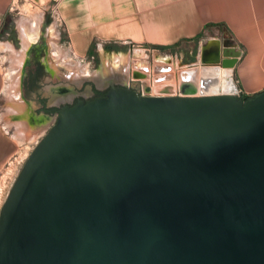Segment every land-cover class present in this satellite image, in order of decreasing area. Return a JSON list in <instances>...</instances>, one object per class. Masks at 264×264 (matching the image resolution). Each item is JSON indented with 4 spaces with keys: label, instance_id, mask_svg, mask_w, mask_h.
<instances>
[{
    "label": "water",
    "instance_id": "obj_1",
    "mask_svg": "<svg viewBox=\"0 0 264 264\" xmlns=\"http://www.w3.org/2000/svg\"><path fill=\"white\" fill-rule=\"evenodd\" d=\"M240 56L212 40L199 63ZM182 93L62 106L0 208V264H264V91Z\"/></svg>",
    "mask_w": 264,
    "mask_h": 264
},
{
    "label": "crops",
    "instance_id": "obj_2",
    "mask_svg": "<svg viewBox=\"0 0 264 264\" xmlns=\"http://www.w3.org/2000/svg\"><path fill=\"white\" fill-rule=\"evenodd\" d=\"M23 1L46 11L52 6L55 8L59 22L65 27V46L73 59H86L93 54L95 48L169 49L202 40L201 48L204 42L206 44L212 40L228 42L241 53L231 70L235 73L241 89L249 97L264 91V0ZM15 3L16 0H0V31L17 9ZM37 19L19 24L25 47L28 46L23 38L21 25L33 27ZM138 51L140 50L135 52ZM10 72L12 73L10 70L8 75ZM11 75L14 76L13 73ZM11 75L4 82L5 76L0 65V96L11 103L7 108L8 112H26L27 108L32 107L38 113V93L34 95L36 103L32 104L26 99L28 90L32 88L29 77L26 78L23 73L18 72L11 81ZM6 84L13 86V92L10 89L12 98L5 94ZM35 86L38 87V82ZM39 102L42 116L47 119L53 117V106L45 105V100L41 97ZM0 118L1 167L14 155L17 143L11 135L15 124L11 123V128L7 130L4 127V122L7 121L4 114ZM18 125L20 130L23 129V133L20 131L22 137H36L33 121L29 127L26 123ZM25 137L23 138L27 140Z\"/></svg>",
    "mask_w": 264,
    "mask_h": 264
},
{
    "label": "rangeland",
    "instance_id": "obj_3",
    "mask_svg": "<svg viewBox=\"0 0 264 264\" xmlns=\"http://www.w3.org/2000/svg\"><path fill=\"white\" fill-rule=\"evenodd\" d=\"M15 6L17 9L13 11L9 20L6 21L0 31V65L5 76L4 82L8 77L9 71L11 70L13 74H16L17 69H19V72L23 73L26 78H38L35 83L32 84V88L28 90L26 95L27 101L33 104L37 102L34 95L35 93H38V113H35L32 107L27 108L28 110L26 112H8L7 108L10 107L11 103L8 102L5 97L0 96V110H3L0 115L4 114V117L7 119V121H11V123L15 124V128L11 130L12 137L20 122L21 124L26 123V125L29 127L31 121H33V123H35L33 128L36 129V137H34L35 140L33 141L25 140V142H19L13 137L17 143L16 151L14 155H12L11 158L0 167V208L31 151L37 142H39V140L55 123V115L57 111L65 103L70 102L73 98L87 101L91 99L90 92L92 90L105 91L111 86H124L135 91L139 95L147 97L163 95L165 97H171L170 95L173 97L179 95L181 96L179 73H182V70L195 71L192 78L193 87L196 89V93H194L195 96H201L204 91H207L211 87L210 85L212 82L207 79L208 76L203 75V71L205 69H202L203 67L199 63V50L200 45L203 44L202 40L183 43L169 49H130L129 47L95 48L92 54L94 56V61H91L89 56L86 59H83L84 61L81 62V60L73 59L69 50L66 48L65 27L61 22H59L55 8L53 6L46 11L40 8L37 9L32 3L25 2L23 0H16ZM36 17L41 19L39 23V35L37 42L34 43L32 47H25L23 39L21 38L19 24L20 22H26L31 19H35ZM50 30H53L54 35H48V31ZM49 39L50 41H48ZM47 46L50 50L49 54L51 56L56 57V55H58L57 57H59V59L57 61L61 65L62 63L66 64L69 66L68 68L75 66L76 69H78L80 72H83V76L86 74V72H89L87 73L88 79H84L82 77V80L77 79L76 81H73L70 79L68 80L64 74H62V72L56 71L54 73H49V71H46L44 59L47 56ZM101 50H103V53ZM137 50H141L142 56L140 58L142 59V62L145 64V66L143 69L138 68V73H134L133 76H131V73L134 70V65L137 63L134 61L135 51ZM117 54H122L127 59L126 64L128 69L124 75V82L112 80L109 83L98 85L91 74L94 72L104 73V70L101 71V69L105 60L113 61V58ZM19 64L20 66H18ZM158 64H165L169 67L163 69L161 68L160 71V69H157V67H159ZM63 68L66 69L65 67ZM161 73L167 74L168 77L156 78L154 80L153 77ZM219 73V78L221 81V89H219V91H226L232 94L233 91L231 88V79L236 87L241 89L238 79L233 71H231V76L227 74L223 76L221 72ZM37 82L38 87L35 86ZM156 82H158V85L160 84L161 86H158ZM222 83L226 84L223 85ZM226 88L228 90H226ZM11 91L13 92V89ZM59 94L72 95L68 100L57 104L55 103V100ZM40 97L45 100V105L53 106V108L56 109L54 116H50V119L42 116L41 104L39 102ZM243 97L249 96L244 93L241 98ZM36 124H38V126Z\"/></svg>",
    "mask_w": 264,
    "mask_h": 264
},
{
    "label": "bare ground",
    "instance_id": "obj_4",
    "mask_svg": "<svg viewBox=\"0 0 264 264\" xmlns=\"http://www.w3.org/2000/svg\"><path fill=\"white\" fill-rule=\"evenodd\" d=\"M40 17V16H39ZM36 18H38V17H36ZM35 18V19H36ZM39 20H41V19H37L36 21L37 22H35V21H33V23H34V26L32 27H29L27 24H22L21 25V29H22V34H23V38H24V40H25V42L26 43H36L37 42V38H38V35H39V23H40V21ZM29 21H31V20H29ZM28 21V22H29ZM27 22V21H26ZM22 23V22H21ZM32 23V22H31ZM54 32H53V30L51 31H48V35L49 36H52V35H54L53 34ZM55 37V36H54ZM48 41H50V39L48 40ZM8 45V44H7ZM51 45V44H50ZM3 46V45H2ZM5 47V46H4ZM7 47V46H6ZM102 51V53H103V50H101ZM58 55H56V57H57ZM142 56V53H141V50L140 51H138V52H135V62H137L135 65H134V70H133V72L131 73V76H133V74L134 73H138V71H139V69L138 68H141V69H143L144 68V66H145V64L142 62V59L140 58ZM54 57L53 56V59L56 61V64L58 65V66H61V68H62V74H65V77L69 80H73V81H76L77 79H81L82 77L83 78H88V74L87 73H89V72H86V74L83 76V72H80L78 69H76V67L75 66H73V67H70V68H68L69 66H67L66 64H63L62 63V65L57 61L58 59H59V57ZM114 59V60H113ZM112 60L113 61H111V60H105V62H104V64H103V66H102V69H101V71H103L104 70V73H98V72H94V73H92L91 75H92V77H93V79L98 83V85H103V84H105V83H109L110 81H112V80H116V81H120V82H124V78H125V74H126V70L128 69L127 68V59H126V57L124 56V55H122V54H117V55H115V57L113 58ZM16 61H18V60H16ZM21 63V62H20ZM132 63H134V62H132ZM159 65V67H157V69L159 70L160 69V71H161V68L163 69V68H166V67H169V66H167V65H165V64H158ZM63 67H65L66 69H64ZM13 68V67H12ZM202 69H205L204 71H203V75H206V76H208L207 77V79L209 80V81H211L212 83H211V87H210V89H208L207 91H204L203 93H202V95L201 96H205V95H209V96H215V95H226V96H234L235 95V90H236V86H235V84L233 83V81H232V79H231V88H232V94L231 93H228V92H226V91H219V89H220V78H219V72H221L222 74H223V76L225 75V74H227V75H230L231 76V70H229V69H223V68H221V67H203ZM221 70V71H220ZM18 72H19V69L17 70V72H16V74H18ZM145 72V71H144ZM107 73H108V75H107ZM141 73H143V72H141ZM194 73H195V71L194 70H182V73H179V81H180V90H181V96H184L185 94H183L182 93V87H184V86H188V87H190V88H194V93H196V89H195V87H193V81H192V78H193V76H194ZM12 73L10 72V75H11ZM10 75H8V76H10ZM12 76V75H11ZM91 77V76H90ZM168 77V75L167 74H165V73H161V74H159V75H157V76H155V77H153L154 78V80L156 79V78H167ZM15 78V74H14V76H12L11 77V81L13 80ZM18 78V77H17ZM66 78H64V79H66ZM82 78V79H83ZM9 79V78H8ZM81 79V80H82ZM15 80H17V79H15ZM163 80V79H162ZM168 80V79H167ZM162 82H164V81H162ZM166 82V81H165ZM169 83V82H168ZM156 84L158 85V82H156ZM166 84V83H165ZM223 85H225L224 83H222ZM160 85V84H159ZM158 85V86H159ZM167 85H169V84H167ZM171 85V84H170ZM161 86V85H160ZM12 88H13V86L11 87L10 86V84H6V87H5V94L6 95H8V96H12V95H10V93H11V91H10V89L12 90ZM177 88H179V87H177ZM226 90H228L227 88H226ZM10 91V92H9ZM16 91V90H15ZM16 95V94H15ZM71 95L72 94H69V95H62V94H59V95H57L58 97L56 98V100H55V103H57V104H59L60 102H64L65 100H68L70 97H71ZM170 96H172V95H170ZM180 96V95H179ZM195 96V95H194ZM9 97V98H10ZM19 97V96H18ZM154 97H165L164 95L163 96H154ZM12 98V97H11ZM14 98H15V96H14ZM18 99V98H17ZM15 101H16V98H15ZM17 102V101H16ZM15 103V102H14ZM12 110V109H11ZM8 113V112H7ZM3 118V117H2ZM3 122V121H2ZM21 123V122H20ZM2 125V124H1ZM11 126H12V124H11V122H9V121H5L4 122V127L8 130L9 128H11ZM4 128V129H5ZM13 128V127H12ZM17 128V127H16ZM27 129V128H26ZM23 131V129H19V128H17V129H15V132H14V134H13V137L17 140V141H19V142H23V140H24V142H25V139L23 138V137H25V136H23L22 137V134H21V132ZM23 133V132H22ZM29 134H31V133H29ZM26 137H28V135H26ZM25 137V138H26ZM27 139V141L28 140H31V141H33V140H35L34 138H26ZM30 141V142H31ZM0 193H1V191H0Z\"/></svg>",
    "mask_w": 264,
    "mask_h": 264
},
{
    "label": "flooded vegetation",
    "instance_id": "obj_5",
    "mask_svg": "<svg viewBox=\"0 0 264 264\" xmlns=\"http://www.w3.org/2000/svg\"><path fill=\"white\" fill-rule=\"evenodd\" d=\"M38 79V78H37ZM37 79H34V77H29V80L31 81V83H35V81ZM110 87L107 88V90L105 91H98V90H92L90 93H91V99L95 98V97H100V96H104L108 91H109ZM79 101H85V100H82V99H72L70 102H67L65 103L63 106L65 105H68V106H73L74 104H76L77 102Z\"/></svg>",
    "mask_w": 264,
    "mask_h": 264
},
{
    "label": "built area",
    "instance_id": "obj_6",
    "mask_svg": "<svg viewBox=\"0 0 264 264\" xmlns=\"http://www.w3.org/2000/svg\"><path fill=\"white\" fill-rule=\"evenodd\" d=\"M89 59L91 60V61H94V56L93 55H91L90 57H89ZM84 60L83 59H81V62H83ZM236 86V85H235ZM242 95H244V92L241 90V89H238L237 87H236V90H235V97L236 98H241L242 97Z\"/></svg>",
    "mask_w": 264,
    "mask_h": 264
},
{
    "label": "trees",
    "instance_id": "obj_7",
    "mask_svg": "<svg viewBox=\"0 0 264 264\" xmlns=\"http://www.w3.org/2000/svg\"><path fill=\"white\" fill-rule=\"evenodd\" d=\"M253 97L254 96H251V97H243V98H239V99H241L243 102H245V101H247V100H249V99H251ZM53 111L56 112V109H53Z\"/></svg>",
    "mask_w": 264,
    "mask_h": 264
}]
</instances>
